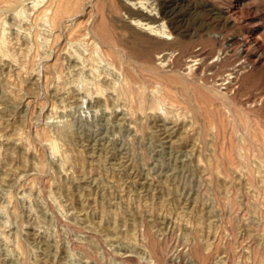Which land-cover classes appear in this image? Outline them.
<instances>
[{"label": "rangeland", "instance_id": "1", "mask_svg": "<svg viewBox=\"0 0 264 264\" xmlns=\"http://www.w3.org/2000/svg\"><path fill=\"white\" fill-rule=\"evenodd\" d=\"M51 1L0 0V264H264V0Z\"/></svg>", "mask_w": 264, "mask_h": 264}, {"label": "bare ground", "instance_id": "2", "mask_svg": "<svg viewBox=\"0 0 264 264\" xmlns=\"http://www.w3.org/2000/svg\"><path fill=\"white\" fill-rule=\"evenodd\" d=\"M67 1V0H66ZM77 1H79V0H77ZM76 1V2H77ZM71 2H73V0L72 1H70V3ZM65 3V2H64ZM68 3H69V1H68ZM93 3V2H92ZM136 3V2H135ZM60 4H62V2L60 3ZM67 4V3H66ZM72 4V3H71ZM86 4V3H85ZM136 4H139V3H136ZM63 5V4H62ZM88 5V4H87ZM66 6V5H65ZM64 6V7H65ZM72 6V5H71ZM77 6V5H76ZM138 6V5H137ZM139 6H144V5H139ZM67 7H68V4H67ZM135 7V6H134ZM71 8V7H70ZM66 9V8H65ZM147 9V8H146ZM152 9V8H151ZM138 10V9H137ZM63 11V9L58 5V3H57V0H52L47 6H46V8L42 11V14H44V15H52L53 14V16H52V18H53V20H57V21H59L58 19V17H59V14H61V12ZM50 12H52V13H50ZM63 12H65V14L66 15H64V16H67V14H68V12L67 11H63ZM62 12V13H63ZM67 12V13H66ZM153 13H154V11H153ZM141 14V13H140ZM77 15V14H76ZM78 15H80V14H78ZM131 15V14H130ZM145 15H146V13H145ZM148 15H150L149 13H148ZM41 16H43V15H41ZM64 16H62L61 15V18L62 17H64ZM147 16V15H146ZM152 16V15H151ZM156 16H157V14H156ZM45 17V16H44ZM48 17V16H47ZM69 17V16H68ZM68 17H64V18H68ZM131 17V16H130ZM133 17V16H132ZM153 17H154V14H153ZM49 18V17H48ZM48 18H46V19H48ZM58 18V19H57ZM60 18V22L62 21V19ZM72 18H73V16H72ZM134 18V17H133ZM147 18V17H146ZM148 18H150V16L148 17ZM147 18V19H148ZM157 18V17H156ZM71 19V18H70ZM76 19V18H75ZM152 19V18H151ZM48 20H50V19H48ZM152 20H154V19H152ZM157 20V19H156ZM142 21H143V19H142ZM141 20H138V19H132V23L133 24H135V25H137V26H139L140 28H141V30H144V31H148V33H149V31H150V33L151 32H154L155 31V27L156 26H154V25H150V23H147V20H146V22H142ZM155 21V20H154ZM54 22H56V21H54ZM63 22V21H62ZM52 23V22H51ZM72 23V22H71ZM153 23V22H152ZM75 24V23H74ZM154 24V23H153ZM55 25H56V23H55ZM156 25V24H155ZM163 25V24H162ZM99 27H101V26H99ZM103 27V26H102ZM96 29H100V28H96ZM105 29V28H104ZM158 29V28H157ZM165 29V28H164ZM96 31V30H95ZM110 31V30H109ZM164 31H166V29L164 30ZM161 33L163 32L162 30L160 31ZM94 33V32H93ZM111 33V32H110ZM100 34V33H99ZM103 34V35H102ZM163 34H167L166 32H163ZM95 36H96V33L94 34ZM102 35V40L104 39V40H107L106 41V43H109L110 41L109 40H111V36H108V31H105V30H101V34L99 35V36H101ZM161 35V34H160ZM181 35V34H180ZM108 36V37H107ZM157 36V35H156ZM182 37H184L183 36V34H182ZM112 39H114V38H112ZM180 39V38H179ZM175 41H177V40H175ZM172 42V41H171ZM173 42H174V40H173ZM112 44V43H111ZM168 44V43H167ZM175 46L177 45H181L182 47H183V49H185V50H187L188 48H187V45L188 44H184V42H180V43H176V44H174ZM175 46H173V44H172V49H173V47H175ZM189 47V46H188ZM172 49H171V52H172ZM182 49V48H181ZM130 50V49H129ZM210 50H212V49H210ZM140 51V50H139ZM183 51V50H182ZM188 51V50H187ZM202 50H200V52H190V54H189V57L190 56H195V57H190L191 59H189V61L190 60H197L198 58H197V55H202L203 57H206V55H207V50H204V51H207L206 53L205 52H201ZM133 52H135L134 50H133ZM168 53V51H167V54H172V53ZM184 52V51H183ZM143 53V52H142ZM187 53V52H186ZM164 54V53H163ZM188 54V53H187ZM213 54V53H212ZM218 54H220V52L218 53ZM123 55V54H122ZM148 55L149 54H147V52H146V54L145 53H143V55H141V54H138V55H136L135 57L137 58V60H139L140 61V63H142V66L145 68V71H146V69L149 67V65H151V62H150V60L148 59ZM221 55V54H220ZM245 56V55H244ZM152 57V56H151ZM188 57V58H189ZM181 58V57H180ZM151 59V58H150ZM229 59H230V57H229ZM232 59H233V57H232ZM152 60V59H151ZM195 60V61H196ZM223 60V59H222ZM136 61V60H135ZM154 61V60H153ZM245 61V60H244ZM232 62V61H231ZM243 62V61H242ZM120 63V62H119ZM153 63V62H152ZM223 63V61H221V64ZM154 65V64H153ZM188 65V64H187ZM219 65H220V63H219ZM238 66H234L233 64H230V63H228V61H226L225 60V62L223 63V65H222V69H225L224 71L226 72L225 74H224V76L226 77V78H231L232 79V81H231V85H233L234 83H236V82H238V79H239V75L240 74H242L243 72H245L244 70H246V66H244L243 65V63H241V64H237ZM141 66V65H140ZM194 66V65H193ZM143 67H142V69H143ZM188 67L190 68L191 67V65H188ZM219 67V66H218ZM217 66H216V68H218ZM220 68V67H219ZM141 69V68H140ZM148 70V69H147ZM220 70V69H219ZM144 71V70H143ZM144 71V72H145ZM139 73H140V71H139ZM158 73V72H157ZM216 73V72H215ZM126 80L130 83V82H135V83H137L136 81V77H135V74L134 73H132L130 70H128L127 69V72H126ZM166 76H168V75H166ZM165 76V77H166ZM242 76V75H241ZM169 77V76H168ZM246 77H249V76H246ZM246 77H245V79H246ZM144 78V77H143ZM154 78V77H153ZM157 78H159V76L157 77ZM161 78V77H160ZM173 78H175L174 76H173ZM172 78V79H173ZM146 79V78H145ZM165 79V78H164ZM168 81L170 80L171 81V79H169V78H166ZM177 79H179V78H177ZM125 80V81H126ZM136 80V81H135ZM166 80V81H167ZM173 80H176V78L175 79H173ZM158 81H161V80H158ZM169 81V82H170ZM178 81H181V79L180 80H178ZM163 82V81H162ZM161 82V83H162ZM183 82H185L184 80H183ZM127 83V82H126ZM167 84V82H165L164 81V83H162V84ZM175 83V82H174ZM181 83V82H180ZM131 85V84H130ZM173 85V84H172ZM181 85H182V83H181ZM131 87V86H130ZM161 87V86H160ZM196 87V86H195ZM183 88V87H182ZM176 91V90H175ZM162 93V92H161ZM161 93H160V95H161ZM165 94H167V95H172L173 94V90H171V87H170V89H169V85H168V88H166V93ZM175 94V93H174ZM167 95H165V96H167ZM144 97V96H143ZM164 97V96H163ZM176 97V96H175ZM170 98V97H169ZM171 98H173V96H171ZM170 98V99H171ZM175 100H176V98H175ZM139 105V104H138ZM140 106V105H139ZM140 108V107H139ZM243 122V121H242ZM150 233V232H149ZM149 243V242H148ZM197 253H198V251H197ZM201 256H203V255H201Z\"/></svg>", "mask_w": 264, "mask_h": 264}]
</instances>
